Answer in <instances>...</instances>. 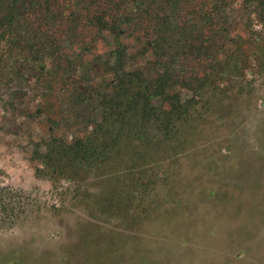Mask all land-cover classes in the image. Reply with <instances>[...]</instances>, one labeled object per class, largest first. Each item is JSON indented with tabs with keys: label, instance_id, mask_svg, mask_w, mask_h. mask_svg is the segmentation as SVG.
Wrapping results in <instances>:
<instances>
[{
	"label": "rangeland",
	"instance_id": "rangeland-1",
	"mask_svg": "<svg viewBox=\"0 0 264 264\" xmlns=\"http://www.w3.org/2000/svg\"><path fill=\"white\" fill-rule=\"evenodd\" d=\"M260 2L227 0L225 48L175 67L205 78L194 99L179 80L163 93L181 106L156 94L126 115L101 102L109 38L32 17L37 49L18 41L0 73V264H264ZM127 44V70L166 74Z\"/></svg>",
	"mask_w": 264,
	"mask_h": 264
},
{
	"label": "trees",
	"instance_id": "trees-1",
	"mask_svg": "<svg viewBox=\"0 0 264 264\" xmlns=\"http://www.w3.org/2000/svg\"><path fill=\"white\" fill-rule=\"evenodd\" d=\"M194 1L0 0V73L10 51L20 48L18 41H27L25 44L29 54L37 49L38 44H34L31 30L37 28L31 25V19L40 13L39 30L45 29L51 34L64 30L82 37L86 29L88 34L97 36L90 38L86 46H90L95 38H109L110 58L113 61L106 71L110 81H104L101 86L111 90L101 100L106 111L117 101V96H121L117 103L120 109L118 113L122 115L129 112L131 104L139 107L149 105L156 94L166 98L163 104L167 109L181 106L183 99L178 95L179 91L174 90L175 81L183 80L184 88L195 93L191 96L194 99L205 78L197 74L187 78L183 74L176 76L175 67L187 71L188 64L183 58L219 52L225 48L228 35L227 25L221 23L228 18L227 0H215L217 2L210 8L206 0H199L197 6H192ZM247 1H261L260 8L264 16V0ZM131 40L138 43L144 56L156 54L160 59L169 57L168 61H161L166 74L162 72L149 79L141 69L132 72L127 70L124 54L129 48L127 42ZM63 63L59 62L60 65ZM64 66H70V63H64ZM169 87H174V91L163 93V89Z\"/></svg>",
	"mask_w": 264,
	"mask_h": 264
}]
</instances>
